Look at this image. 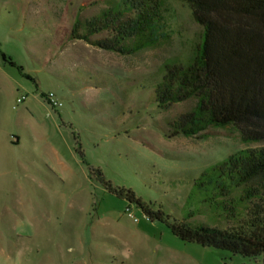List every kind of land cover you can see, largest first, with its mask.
<instances>
[{
	"label": "rangeland",
	"instance_id": "1",
	"mask_svg": "<svg viewBox=\"0 0 264 264\" xmlns=\"http://www.w3.org/2000/svg\"><path fill=\"white\" fill-rule=\"evenodd\" d=\"M129 6L0 0V264H263L183 240L118 191L133 189L170 221L228 228L250 217L249 191L264 188V172L222 188L220 168L264 140L244 141L233 123L173 135L197 97L159 100L168 66L188 68L204 42L191 4L162 0L151 43L138 34L101 46ZM110 9L115 22L95 26Z\"/></svg>",
	"mask_w": 264,
	"mask_h": 264
},
{
	"label": "trees",
	"instance_id": "2",
	"mask_svg": "<svg viewBox=\"0 0 264 264\" xmlns=\"http://www.w3.org/2000/svg\"><path fill=\"white\" fill-rule=\"evenodd\" d=\"M126 1L134 14L123 24L116 22L113 28L120 27L121 34L116 35L113 43L106 40L107 44L101 46L116 48L119 40L138 34L146 36L147 43L159 38L163 26L162 0ZM186 1L204 26V42L192 65L168 66L164 80L157 85L159 100L166 106L197 97L195 108L183 112L174 121L173 135H193L209 124L233 123L240 129L244 141L264 140V0ZM117 13L110 9L95 17V26L102 28L103 21L115 22ZM220 168L228 174L222 188L249 181L264 172V145L236 151L220 162ZM118 191L137 201L150 218L166 222L183 240L230 249L249 257H264V188L249 191L251 196L258 197L250 217L228 228L170 221L162 209H153L133 189L122 187Z\"/></svg>",
	"mask_w": 264,
	"mask_h": 264
},
{
	"label": "bare ground",
	"instance_id": "3",
	"mask_svg": "<svg viewBox=\"0 0 264 264\" xmlns=\"http://www.w3.org/2000/svg\"><path fill=\"white\" fill-rule=\"evenodd\" d=\"M19 99H20L19 101H21V100H22V98H20V97H19Z\"/></svg>",
	"mask_w": 264,
	"mask_h": 264
},
{
	"label": "built area",
	"instance_id": "4",
	"mask_svg": "<svg viewBox=\"0 0 264 264\" xmlns=\"http://www.w3.org/2000/svg\"><path fill=\"white\" fill-rule=\"evenodd\" d=\"M20 100V99H19ZM132 214V213H131Z\"/></svg>",
	"mask_w": 264,
	"mask_h": 264
}]
</instances>
